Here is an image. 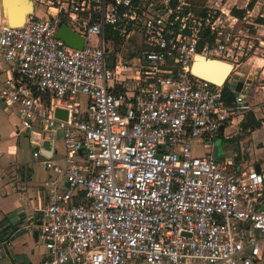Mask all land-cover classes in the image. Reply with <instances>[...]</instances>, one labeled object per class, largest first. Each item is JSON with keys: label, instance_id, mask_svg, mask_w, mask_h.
<instances>
[{"label": "built area", "instance_id": "2783aa9c", "mask_svg": "<svg viewBox=\"0 0 264 264\" xmlns=\"http://www.w3.org/2000/svg\"><path fill=\"white\" fill-rule=\"evenodd\" d=\"M29 1L21 25L0 19V105L53 173L30 217L45 248L34 264L262 261L264 158L256 170L212 155L215 137L253 110L249 84L226 104L223 85L191 72L197 56L251 51L234 54L226 35L225 22L245 16L227 0L196 13L186 0ZM198 142L211 151L195 154Z\"/></svg>", "mask_w": 264, "mask_h": 264}, {"label": "crops", "instance_id": "0c3cea01", "mask_svg": "<svg viewBox=\"0 0 264 264\" xmlns=\"http://www.w3.org/2000/svg\"><path fill=\"white\" fill-rule=\"evenodd\" d=\"M26 2L31 5L29 0ZM7 4L12 11L13 18L15 20L19 19L20 16L18 14L21 13L20 15L23 17L22 21L24 22L25 16L29 13H26L25 10L26 3H22L21 0H7ZM6 18L11 26L21 25L11 23L3 5V0H1L0 19L7 23ZM248 87H250V84ZM19 123V118L14 111L6 110L0 105V223L5 221L6 215L10 212H15L16 214L23 212L28 218L37 216L38 209L45 203L46 185L50 177L53 176L52 171L49 170V172L43 168L40 157L34 158L32 156L35 160L31 165L18 161L19 145L17 140L20 136L27 138L29 144L36 149V146L31 143V133L20 129ZM233 127L235 126L228 128ZM219 135H224V133H219ZM229 137L231 135H228L227 139ZM46 144L48 143H43L42 146L48 147ZM60 144L61 147H58L59 149L56 148L59 153H63L62 143L60 142ZM195 145L201 149L198 154L209 153L211 151V147L206 148V144L198 142ZM233 153L236 157V153ZM37 164L41 166L39 169L37 168ZM252 164L255 166L257 162L254 161ZM5 248H2L0 244V264H34L45 254V248L39 238L36 236L31 237L30 233L9 241ZM17 256L18 258L16 259Z\"/></svg>", "mask_w": 264, "mask_h": 264}, {"label": "rangeland", "instance_id": "374dc122", "mask_svg": "<svg viewBox=\"0 0 264 264\" xmlns=\"http://www.w3.org/2000/svg\"><path fill=\"white\" fill-rule=\"evenodd\" d=\"M191 4L192 10L196 13L208 3V0H186ZM226 0L223 1V3ZM251 0H228L226 7L229 8H244ZM40 7H37L38 13ZM248 11V12H247ZM245 11V19L241 22H237L233 26H230V20L225 22L226 35H229L231 48L233 53H237L240 50L248 49V45L253 44L250 52L242 57L239 61L232 59L225 60L235 64L236 66L230 72L227 77V81H242L249 82L250 87L248 91L247 100L252 105L251 111L256 118L262 121L261 126L251 133L249 130L241 128V121L233 128H226L224 135H217L213 140L212 155L218 159H224L228 156H232L233 148L239 147L240 159L237 162L244 165L252 164L254 161L264 157V23L258 21L259 18L264 16V0H254L253 7ZM233 14V13H232ZM256 25V26H254ZM233 44V45H232ZM250 57L248 60L247 58ZM222 61V60H221ZM130 73V71L126 72ZM11 120V118L9 117ZM231 135L229 139L224 138L225 135ZM244 141H242V139ZM60 140L56 141V147H61ZM238 142V143H237ZM19 145L18 161L26 164H33L34 158L32 157V151L34 148L29 144L28 139L24 136H20L17 140ZM48 146V144H46ZM209 148V146H206ZM59 149V148H58ZM201 149L195 145L193 152L195 154L200 153ZM26 166V165H25ZM41 166L37 164L39 169ZM47 170V169H45ZM49 171V170H47ZM50 172V171H49ZM256 264H264V258L262 261Z\"/></svg>", "mask_w": 264, "mask_h": 264}, {"label": "water", "instance_id": "95a60500", "mask_svg": "<svg viewBox=\"0 0 264 264\" xmlns=\"http://www.w3.org/2000/svg\"><path fill=\"white\" fill-rule=\"evenodd\" d=\"M22 3H26V13L30 12L31 10V5L26 2L27 0H21ZM3 5L9 15V20L11 21V23H20L22 21L23 17H20L19 19L15 20L11 14V10L9 5L7 4V0H3ZM56 35L62 39L67 45L75 47V48H82L83 46V37L78 35L76 32H73L72 30H70L67 27H61ZM201 59L204 60V62H208V63H213V62H220L222 64H224L225 70L223 72H216L213 70H201V74L204 76H208L211 77L215 80H218L221 82L220 85H225L228 86L230 88V90H232L234 93H238V92H244V90H242V86L244 84H249V82L245 81H232V83H230L229 81H227V77L230 74V72L232 71L233 66H229V64L219 60V59H212V58H206L204 56H197ZM196 57V58H197ZM107 64L109 66L113 65V60L111 57H109L107 59ZM226 64V65H225ZM194 68V67H193ZM193 68H191V72L194 73ZM195 74V73H194ZM197 75V74H195ZM198 76V75H197ZM200 77V76H199ZM203 79H207L204 77H201ZM209 80V79H207ZM211 81V80H209ZM213 84H216L215 82L211 81ZM218 85V84H216ZM66 112L62 111V110H57L56 111V116H65ZM235 153H236V157L235 159L238 160L240 159V149L237 147L235 148ZM255 169L258 170V165H255ZM264 209V205L262 207ZM31 234V237H37V231L33 229V227L30 226V218H28V216L23 213L20 212L18 214H16L15 212H10L6 215L5 217V221L3 223H0V244L2 245V248L6 246L7 243H9V241L14 240L17 237H20L21 235L24 234ZM9 239V240H8ZM6 249V248H5ZM18 258V256L16 257V259Z\"/></svg>", "mask_w": 264, "mask_h": 264}, {"label": "trees", "instance_id": "16d2710c", "mask_svg": "<svg viewBox=\"0 0 264 264\" xmlns=\"http://www.w3.org/2000/svg\"><path fill=\"white\" fill-rule=\"evenodd\" d=\"M253 3H254V0H251L247 4L246 9H244V8H232L231 12L236 16L242 17L244 15L245 11L252 8ZM258 21L260 23H264V18L261 17L258 19ZM234 95H235V93L232 90H230V88L228 86H225V85L223 86L222 98L226 104H230L233 101ZM261 123H262V121L259 120L258 118H256L255 115L250 112L245 116V118L241 121L240 124H241L242 129L253 131V130L259 128L261 126Z\"/></svg>", "mask_w": 264, "mask_h": 264}, {"label": "bare ground", "instance_id": "6f19581e", "mask_svg": "<svg viewBox=\"0 0 264 264\" xmlns=\"http://www.w3.org/2000/svg\"><path fill=\"white\" fill-rule=\"evenodd\" d=\"M10 12H12V11H10ZM20 12H21V11H20ZM20 14H21V13H19L18 16L21 17ZM22 22H23V21H21V22L18 23V24H22ZM222 61H223V60H222ZM223 62H224V61H223ZM225 63H227V62H225ZM227 64H229L230 67L232 66L229 62H228ZM225 65H226V64H225ZM208 69L213 70V71H216V72H223V71L225 70V67H224V64H222V63H220V62H213V63H208V62H207V63H206V62H204L203 59L197 57V58H196V62H195V64H194V68H193L194 73L197 74V75L200 76V77L207 78V79H209V80L215 82L216 84L220 85V84H221L220 81L215 80V79H213V78H211V77H208V76H204V75L201 74V70H208Z\"/></svg>", "mask_w": 264, "mask_h": 264}, {"label": "flooded vegetation", "instance_id": "af4514ba", "mask_svg": "<svg viewBox=\"0 0 264 264\" xmlns=\"http://www.w3.org/2000/svg\"><path fill=\"white\" fill-rule=\"evenodd\" d=\"M234 150H235V147L233 148V152H235ZM233 152H232V153H233Z\"/></svg>", "mask_w": 264, "mask_h": 264}]
</instances>
